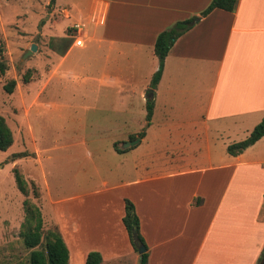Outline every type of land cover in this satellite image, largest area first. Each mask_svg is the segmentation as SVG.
<instances>
[{
	"label": "crops",
	"instance_id": "1",
	"mask_svg": "<svg viewBox=\"0 0 264 264\" xmlns=\"http://www.w3.org/2000/svg\"><path fill=\"white\" fill-rule=\"evenodd\" d=\"M211 1L93 0L89 30L78 48L88 42L84 54L99 56V62L76 70L65 66L76 46L55 50L58 61L48 71L45 90L53 79L57 87L66 82L80 86L68 94L81 92L77 99L132 119L136 103L142 115L150 95L158 68L157 36L177 22L200 18L168 52L152 96L151 124L165 121L159 125L164 124L178 155L158 158L157 175L103 183L87 200L85 195L64 199L69 231L56 210L62 238L67 240L64 232H69L78 250V241L90 244L82 264L92 251L100 253L101 264H121L125 258L139 263L122 223L125 199L138 216L147 264L259 262L264 250V137L238 156L226 149L245 140L264 117V0H238L233 12L216 9L201 17ZM61 12L68 16L65 9ZM79 23L87 29L84 21ZM146 60L150 63L143 68ZM200 134L202 147L194 143ZM185 136L192 141H181Z\"/></svg>",
	"mask_w": 264,
	"mask_h": 264
},
{
	"label": "rangeland",
	"instance_id": "2",
	"mask_svg": "<svg viewBox=\"0 0 264 264\" xmlns=\"http://www.w3.org/2000/svg\"><path fill=\"white\" fill-rule=\"evenodd\" d=\"M50 2L0 0V37L4 47L1 58L8 66L0 82V115L5 118L14 140L8 150L0 151V264L27 262L30 251L24 248L20 237L25 200L40 210L44 231L54 227L60 231L58 208L64 229L69 231V216L61 208L67 204L64 199L85 195L87 200L88 193L103 188V183L112 186L157 175L158 158L178 155L172 150L164 124L159 125L165 121L152 120L149 126L145 107L142 115L138 113V102L136 115L129 119L118 113H105L101 106L77 99L81 92H75L74 96L68 94L80 86L71 87L66 82L57 87L53 79L45 90L48 71L58 61L55 50L70 49L75 39L89 30L88 18L94 4L93 0H56L53 5ZM62 9L68 12L67 17L63 16ZM81 21L87 25L86 30ZM76 24L80 25V32L73 29ZM59 36L64 37L60 40ZM88 46L86 42L84 48L74 47L65 66L71 64L77 70L88 62L98 63L99 56L92 58L84 54ZM149 63L143 61V68ZM10 80L16 86L8 95L3 86ZM149 85L147 91H154L151 82ZM174 115L180 116L177 112ZM140 133L146 137L137 146L121 149ZM191 138L185 136L181 141H192ZM194 139L202 147L204 135ZM241 139L243 134L239 133L237 140ZM115 148L124 152L117 153ZM16 154L22 157L13 158ZM16 175L24 181L26 194L18 189ZM55 202L59 204L54 205ZM64 234L67 247H72L70 264H82L83 253L91 251L90 244L80 240L78 250L69 232ZM121 262L139 264L131 258Z\"/></svg>",
	"mask_w": 264,
	"mask_h": 264
},
{
	"label": "trees",
	"instance_id": "3",
	"mask_svg": "<svg viewBox=\"0 0 264 264\" xmlns=\"http://www.w3.org/2000/svg\"><path fill=\"white\" fill-rule=\"evenodd\" d=\"M56 0H51L50 5H53ZM238 0H212L206 9L200 14L201 17H206L212 11L219 9L226 12H233L237 7ZM195 18H191L185 21L175 23L173 26L162 31L156 38L154 43V55L158 59V70L153 75L151 80V88L155 89L162 75L164 67V61L168 52L174 45V43L188 30H190L189 23ZM4 53L3 41L0 37V82L6 76L8 72V66L3 61L2 54ZM24 82L27 83L26 76ZM16 82L10 80L3 86V91L11 95L14 92ZM146 116L145 120L148 125L153 115L154 102L153 98L148 97L146 104ZM139 137L143 138L144 134L140 133ZM264 137V117L263 119L252 129L249 136L238 143L231 144L227 147L226 153L230 156H238L243 151L254 145L261 138ZM13 134L4 117L0 115V151H6L13 145ZM117 153L124 151L115 148ZM22 157V154H16L13 158ZM16 184L18 189L26 194V185L23 180L16 175ZM25 207V220L22 225L20 237L23 242V246L26 250H29V255L26 264H69V250L62 238L60 232L56 227L53 230H43V219L40 210L33 204L27 202L23 203ZM124 217L122 223L127 231L129 240L132 247L137 252L135 242L145 247L146 252L140 256L139 264H147L148 261V248L145 241L140 234L139 219L136 215L133 203L130 200H124ZM133 229H135L136 238L134 240ZM259 258L258 264L261 263L262 257ZM102 257L99 252L92 251L88 253L85 264H101Z\"/></svg>",
	"mask_w": 264,
	"mask_h": 264
},
{
	"label": "water",
	"instance_id": "4",
	"mask_svg": "<svg viewBox=\"0 0 264 264\" xmlns=\"http://www.w3.org/2000/svg\"><path fill=\"white\" fill-rule=\"evenodd\" d=\"M200 20V18H196L194 19L192 22H190L188 25L189 26H193L195 23H197L198 21ZM35 50V46H32L31 48V51H34ZM30 53V52H29ZM148 93L150 94L149 97L152 98V96L154 95V91L152 90H149ZM147 100V99H146ZM141 142V138L138 137L136 138L135 140H131V141H127L123 144V146L121 147L122 150H126V149H129V148H132V147H135L137 146L139 143ZM133 235H134V240H135V236H136V233H135V229H133ZM136 241V240H135ZM136 244V249H137V253L139 256L143 255L145 252H146V249L144 246L142 245H139L138 242H135ZM260 264H264V254H263V257H262V261Z\"/></svg>",
	"mask_w": 264,
	"mask_h": 264
},
{
	"label": "built area",
	"instance_id": "5",
	"mask_svg": "<svg viewBox=\"0 0 264 264\" xmlns=\"http://www.w3.org/2000/svg\"><path fill=\"white\" fill-rule=\"evenodd\" d=\"M73 29H75L77 32H80V25H74ZM74 46L76 47H82L83 46V40L81 39V37H78L75 39L74 41Z\"/></svg>",
	"mask_w": 264,
	"mask_h": 264
}]
</instances>
